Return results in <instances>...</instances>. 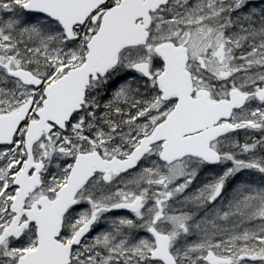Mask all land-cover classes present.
Masks as SVG:
<instances>
[{"label":"snow or ice","instance_id":"obj_1","mask_svg":"<svg viewBox=\"0 0 264 264\" xmlns=\"http://www.w3.org/2000/svg\"><path fill=\"white\" fill-rule=\"evenodd\" d=\"M0 264H264V0H0Z\"/></svg>","mask_w":264,"mask_h":264}]
</instances>
